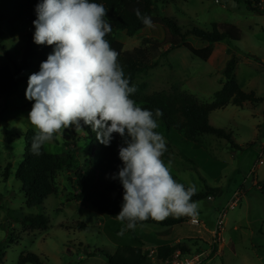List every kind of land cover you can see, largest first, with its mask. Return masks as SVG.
<instances>
[{
    "label": "rangeland",
    "instance_id": "rangeland-1",
    "mask_svg": "<svg viewBox=\"0 0 264 264\" xmlns=\"http://www.w3.org/2000/svg\"><path fill=\"white\" fill-rule=\"evenodd\" d=\"M244 1L163 0L153 8L156 20L172 18L182 32L192 27L210 31L212 23L235 26L240 40L211 44V56L206 61L192 56L183 47L168 53H164L166 46L152 51L144 39L163 40L166 29L160 21L131 37L123 31L114 33L124 53L137 50L146 63L154 64L132 80L136 87L144 85L145 94L168 92L176 86L199 103H208L221 88L222 70L232 53L236 62L234 81L238 88L261 99L252 107L229 105L209 115L211 125L231 133L230 139L236 148L212 135L187 140L175 132L168 135L160 132L169 156L165 164L170 166L174 179L185 186L195 184L197 193L207 192L212 197V201L207 198L197 201L196 219L200 224L192 225L188 217L187 222L173 227L136 226L131 230L118 220L98 214L89 204L74 202L79 192L73 171L95 175L88 167V145L74 125L64 129L63 135L56 134L43 148L49 154L65 157L64 144L74 138V133L78 134V141L71 146L77 169L54 174L55 193L41 206L26 208L20 184L13 173L21 161L25 131L36 132L28 120L34 101L25 97L28 77L40 67L39 62H32L23 80L5 96H0V264H17L21 253L35 254L41 264H105L103 254H113L122 246H137L144 252L155 246L177 244L185 248L184 252H198L210 246V231L223 211L222 249L206 264H264V190L260 188L264 183V155L262 164L256 166L260 157L255 126L264 115V13L247 9ZM0 31L4 48L0 50V68L13 70L31 29L24 24L1 22ZM186 41L198 48L199 41L194 37L188 36ZM7 164L11 165V175L4 182L2 175ZM206 186L211 187L207 189ZM236 192L238 204L229 209L227 206ZM35 215L47 217L46 229L30 230L21 225L23 217ZM77 223H82L83 227ZM140 236L143 243L136 239Z\"/></svg>",
    "mask_w": 264,
    "mask_h": 264
},
{
    "label": "clouds",
    "instance_id": "clouds-1",
    "mask_svg": "<svg viewBox=\"0 0 264 264\" xmlns=\"http://www.w3.org/2000/svg\"><path fill=\"white\" fill-rule=\"evenodd\" d=\"M35 12L34 43L54 47L39 71L28 77L25 91L26 99L34 101L28 114L36 129L32 153L40 155L45 144L70 126L82 130L81 121L104 146L119 134L123 166L112 179L120 181L124 192L116 219L131 230L150 218L195 219L199 203L192 197L198 189L174 179L162 159L167 145L156 129L163 112L153 113L132 98L137 88L105 38L112 31L108 9L91 0H41ZM135 13L146 27H153L151 17L139 9Z\"/></svg>",
    "mask_w": 264,
    "mask_h": 264
},
{
    "label": "trees",
    "instance_id": "trees-1",
    "mask_svg": "<svg viewBox=\"0 0 264 264\" xmlns=\"http://www.w3.org/2000/svg\"><path fill=\"white\" fill-rule=\"evenodd\" d=\"M40 2L41 0H0V23L5 22L8 25L24 24L31 29L23 53L13 70L0 68V96H5L16 87L19 81L23 80V76L29 71L32 62L41 64V62L46 61L48 54L53 51L54 46L37 45L33 41L35 32L33 21L36 19L35 7ZM91 2L102 3L108 9L106 19L111 23L112 31L105 38L112 48L119 53L118 63L123 67L131 85L135 75L143 73L154 66V64L146 63L137 50L132 53H124L122 43L114 37V33L117 31H123L127 37H131L137 31L146 27L137 18L136 9H139L142 15L151 17L153 23L160 21L166 29L161 42L144 39V42L152 51H159L166 46L167 49L164 53H168L176 48L183 47L192 56L206 61L211 56V44L223 40L231 42L240 40L239 31L230 24L212 23L210 31L192 27L182 32V29L172 18L165 17L156 20L152 10L163 0H91ZM244 2L247 9L258 11L257 8L253 7L252 1L245 0ZM188 36L207 43V46L194 48L186 41ZM2 37L3 33L0 31V50L4 51L1 45ZM235 64V56L231 53L222 70L224 81L221 88L215 92L213 99L208 103H199L194 96L181 91L176 86H172L168 92L145 94L144 85H140L136 87L137 91L132 98L139 106L151 110L153 113L156 109L163 112V116L157 118L159 126L156 131L159 133L168 135L170 132H175L181 134L187 140H193L197 136L207 134L224 139L232 148H236L230 139V132L214 127L208 122V116L212 112L229 104L241 107L244 103L253 105L261 100L255 97L253 93H244L238 88L233 75ZM81 126L82 130L78 132L81 134L82 140L88 145V167L95 175L91 177L87 173L73 171L75 185L79 192L73 201L89 204L98 214L117 220L115 215L121 211L124 190L120 181L112 179V176L118 173L119 168L123 166L122 161L119 159V147L123 144V139L119 134L114 133L111 144L104 146L97 141L96 134L90 126L84 125L82 121ZM34 134L35 131L32 129L25 131L23 154L13 173V177L20 184V191L24 196L26 208L41 206L47 197L55 193L56 189L52 181L54 174L61 170L71 172L72 169H77L74 161V151L71 146L73 142L78 141V134L74 133V138L64 144L67 149L65 157L49 154L44 151L43 147L40 155H34L31 151ZM258 136H262L259 131ZM163 160L164 162L169 161L166 152L163 155ZM10 170L11 165L7 164L3 169L2 179L4 182L11 175ZM260 186L261 190H264V183ZM205 188L208 189L209 186ZM209 195L207 192L196 193L192 200L200 201ZM187 221V216L178 219L169 216L161 222L150 218L147 221L138 223L137 226L167 228ZM20 222L25 229L30 230L46 229L49 224L47 217L43 215L25 216ZM77 226L83 227L82 223H77ZM177 249L185 251L184 247L176 244L159 246L157 252L160 256H165ZM103 256L106 260L105 264H143L145 262L143 251L137 246L118 247L113 254H103ZM17 264H41V262L35 254L21 253Z\"/></svg>",
    "mask_w": 264,
    "mask_h": 264
},
{
    "label": "built area",
    "instance_id": "built-area-1",
    "mask_svg": "<svg viewBox=\"0 0 264 264\" xmlns=\"http://www.w3.org/2000/svg\"><path fill=\"white\" fill-rule=\"evenodd\" d=\"M253 3V7L257 8L258 11L264 12V0H250ZM217 2V1H215ZM258 157H260L257 162L256 166L262 164L261 157L264 155V143L260 144ZM208 201H212V197H207ZM239 201V194L236 192L232 196V200L227 208L232 209L238 204ZM223 218H224V211L219 214L218 220L215 223L214 229L210 231V235L212 238V242L210 246H207L204 250H200L198 252H184L181 249H177L171 254L160 256L157 252V249H147L143 252L145 257V262L143 264H206L210 257L213 254H216V248L218 240L220 242V233L223 227ZM189 222L192 225H199V221L195 218H189Z\"/></svg>",
    "mask_w": 264,
    "mask_h": 264
},
{
    "label": "crops",
    "instance_id": "crops-1",
    "mask_svg": "<svg viewBox=\"0 0 264 264\" xmlns=\"http://www.w3.org/2000/svg\"><path fill=\"white\" fill-rule=\"evenodd\" d=\"M205 46H207V43H205V42H200L199 41V43H197V47L198 48H203V47H205ZM229 105H231V104H229ZM229 105H227V106H229ZM244 105H249L250 107H252V105L250 104V103H244L242 106H244ZM226 106V107H227ZM234 106V105H233ZM241 106V107H242ZM226 107H224V108H222V109H220V110H223V109H225ZM253 116H255L254 114H252ZM262 115V114H261ZM209 117V116H208ZM257 128H256V134H258V131L261 133V135L262 136H260L259 137V141H258V144H259V146H260V144H262V143H264V115H262V118H261V120H259L258 121V123L255 125ZM256 134H255V136H256ZM236 147H237V145H235ZM209 187H211V186H209ZM147 237V236H146ZM145 237V238H146ZM136 239H140V243H143V240H142V236H140V237H136ZM221 240V239H220ZM178 240H175V242H177ZM219 246H217V249H216V254L218 255L220 252H221V249H222V243H221V241H220V244H218ZM161 246V245H160ZM163 246V245H162ZM158 246H155L154 248H157Z\"/></svg>",
    "mask_w": 264,
    "mask_h": 264
}]
</instances>
